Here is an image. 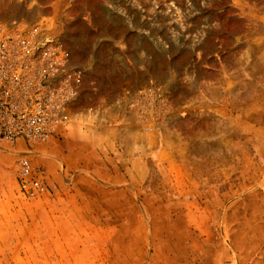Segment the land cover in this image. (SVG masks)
<instances>
[{"label": "rangeland", "instance_id": "rangeland-1", "mask_svg": "<svg viewBox=\"0 0 264 264\" xmlns=\"http://www.w3.org/2000/svg\"><path fill=\"white\" fill-rule=\"evenodd\" d=\"M0 18L46 23L85 73L68 130L29 155L40 198L16 183L26 144L0 140V264H264V0H0Z\"/></svg>", "mask_w": 264, "mask_h": 264}, {"label": "built area", "instance_id": "built-area-1", "mask_svg": "<svg viewBox=\"0 0 264 264\" xmlns=\"http://www.w3.org/2000/svg\"><path fill=\"white\" fill-rule=\"evenodd\" d=\"M84 78L46 23L0 18V140L12 148L20 140L26 144L15 163L24 197L47 192L44 171L29 155L68 130Z\"/></svg>", "mask_w": 264, "mask_h": 264}, {"label": "crops", "instance_id": "crops-1", "mask_svg": "<svg viewBox=\"0 0 264 264\" xmlns=\"http://www.w3.org/2000/svg\"><path fill=\"white\" fill-rule=\"evenodd\" d=\"M74 116H76V115H78V113H75V114H73ZM73 121H75L74 119H73ZM75 162H77L76 160L75 161H73L71 158H70V155L68 156L67 155V158L65 159V164H66V168H69L70 170H75L76 168H78V167H81L82 165H81V163H80V161L79 162H77V163H75ZM116 171H115V173H117V171H119L120 169L119 168H116L115 169ZM114 173V174H115ZM122 173H124V171H122ZM126 183H129V180H126ZM122 190H125V180L122 182ZM123 202H125V200H123ZM128 202H130L129 201V199L127 200V203Z\"/></svg>", "mask_w": 264, "mask_h": 264}]
</instances>
